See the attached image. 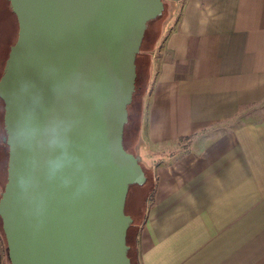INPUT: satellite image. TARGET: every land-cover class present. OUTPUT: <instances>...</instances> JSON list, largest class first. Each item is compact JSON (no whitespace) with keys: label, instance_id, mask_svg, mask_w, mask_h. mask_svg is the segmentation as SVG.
Returning <instances> with one entry per match:
<instances>
[{"label":"water","instance_id":"1","mask_svg":"<svg viewBox=\"0 0 264 264\" xmlns=\"http://www.w3.org/2000/svg\"><path fill=\"white\" fill-rule=\"evenodd\" d=\"M8 1L18 21L0 76L10 263L132 264L126 204L147 176L124 131L164 0Z\"/></svg>","mask_w":264,"mask_h":264},{"label":"crops","instance_id":"2","mask_svg":"<svg viewBox=\"0 0 264 264\" xmlns=\"http://www.w3.org/2000/svg\"><path fill=\"white\" fill-rule=\"evenodd\" d=\"M164 2L131 150L155 180L139 263L264 264V0Z\"/></svg>","mask_w":264,"mask_h":264},{"label":"rangeland","instance_id":"3","mask_svg":"<svg viewBox=\"0 0 264 264\" xmlns=\"http://www.w3.org/2000/svg\"><path fill=\"white\" fill-rule=\"evenodd\" d=\"M165 4V2H164ZM166 6V4H165ZM166 13V7L162 16L153 23V28L157 30L159 25L163 21ZM152 27V26H151ZM17 24L16 18L13 11L10 8L9 2L7 0H0V76L2 75L10 46L14 43L17 36ZM154 30V31H155ZM155 33V32H154ZM4 102L0 98V197L4 190V186L7 182V167H8V156H7V142H6V131L4 124ZM127 133H130V129H127ZM130 135V141L128 147L132 150V144L137 139V133L135 131ZM149 175L148 182L141 187H132L129 192V197L127 201V211L134 218V225L130 230V236L128 238L130 245H136V234L139 229V225L143 221L145 215V200L149 197L150 192L153 189L155 180L153 176ZM0 233L2 236V245H3V255H4V264H11L7 255V249L5 244V235L2 229V219L0 217Z\"/></svg>","mask_w":264,"mask_h":264},{"label":"trees","instance_id":"4","mask_svg":"<svg viewBox=\"0 0 264 264\" xmlns=\"http://www.w3.org/2000/svg\"><path fill=\"white\" fill-rule=\"evenodd\" d=\"M7 2H9V1L7 0ZM15 18H16V15H15ZM159 18L160 17H158L157 19H159ZM157 19H155L153 21H150L148 23V26H147V29H146V32H145V36H144V39H143L141 51L137 55V60H136V66H137L136 89H135V92H134V95H133V100H132L131 104L128 107L129 120H128V123L125 126V131H124V146L129 152H132L129 149V147H128V144H129V141H130V135L129 134H131V133H133L135 131V133H137V135H138V129H139L140 118H141V110H142V104H143L142 98H143V95L145 94L146 89H147V81H148L147 68H148V65H149V57L144 53V48L146 47V42L148 41V39L151 38L155 34L154 32L156 30L152 29V28H153V23ZM16 24H17V27H18L17 18H16ZM17 36H18V30H17ZM17 36H16V39H17ZM16 39H15V41H16ZM15 41H14V43H15ZM9 51H10V49H9ZM127 129L128 130L130 129V133H127ZM7 149L9 150L8 146H7ZM7 156H8V151H7ZM145 173H146V171H145ZM146 176H147V181H146V183H147L148 179H149L148 173H146ZM141 186H143V185H141ZM141 186L134 185V186H131V188L132 187H141ZM128 197H129V194H128ZM127 201H128V199H127ZM126 212L128 213L127 204H126ZM128 214H130V213H128ZM133 225H134V221H133V224L131 225V227H130V229L128 231V238L130 236V230L132 229ZM4 239H5V237H4ZM5 241H6V239H5ZM127 243L130 246L129 256L131 258L132 264H140L139 260H138V251H137L136 245H134V246L130 245L129 240L127 241ZM5 244H6V242H5ZM6 249H7V244H6ZM7 255H8V249H7Z\"/></svg>","mask_w":264,"mask_h":264}]
</instances>
